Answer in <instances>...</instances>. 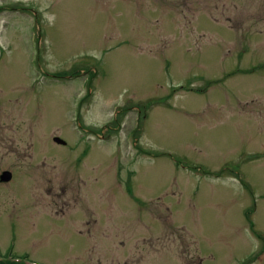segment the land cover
<instances>
[{
    "label": "rangeland",
    "instance_id": "374dc122",
    "mask_svg": "<svg viewBox=\"0 0 264 264\" xmlns=\"http://www.w3.org/2000/svg\"><path fill=\"white\" fill-rule=\"evenodd\" d=\"M7 170L4 261L264 264V0H0Z\"/></svg>",
    "mask_w": 264,
    "mask_h": 264
},
{
    "label": "water",
    "instance_id": "95a60500",
    "mask_svg": "<svg viewBox=\"0 0 264 264\" xmlns=\"http://www.w3.org/2000/svg\"><path fill=\"white\" fill-rule=\"evenodd\" d=\"M54 141L57 142L58 144L65 145V142L60 138H55ZM11 179H12V174L10 172H4L0 177V181L4 183L11 181Z\"/></svg>",
    "mask_w": 264,
    "mask_h": 264
},
{
    "label": "flooded vegetation",
    "instance_id": "af4514ba",
    "mask_svg": "<svg viewBox=\"0 0 264 264\" xmlns=\"http://www.w3.org/2000/svg\"><path fill=\"white\" fill-rule=\"evenodd\" d=\"M8 171V170H7ZM9 172H11V171H9ZM12 173V172H11ZM13 174V173H12Z\"/></svg>",
    "mask_w": 264,
    "mask_h": 264
}]
</instances>
